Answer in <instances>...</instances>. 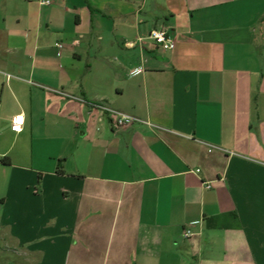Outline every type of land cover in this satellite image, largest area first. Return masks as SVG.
Returning a JSON list of instances; mask_svg holds the SVG:
<instances>
[{
    "label": "crops",
    "instance_id": "1",
    "mask_svg": "<svg viewBox=\"0 0 264 264\" xmlns=\"http://www.w3.org/2000/svg\"><path fill=\"white\" fill-rule=\"evenodd\" d=\"M0 76L26 264H264V0H0Z\"/></svg>",
    "mask_w": 264,
    "mask_h": 264
},
{
    "label": "built area",
    "instance_id": "2",
    "mask_svg": "<svg viewBox=\"0 0 264 264\" xmlns=\"http://www.w3.org/2000/svg\"><path fill=\"white\" fill-rule=\"evenodd\" d=\"M147 38L150 41H152L156 46H158L164 50H172L175 46V42L172 38V35L167 28H163V27L153 28L148 33ZM56 46L58 48L62 47L61 43H57ZM6 77L9 78L10 75H6ZM90 106L93 109H97V110H99L103 113H106V114L110 115L111 117H113L114 123L116 124L117 127L123 126L126 124H130L133 121H140L136 118L125 115V114L109 107L108 105H106L104 103H91ZM22 124H23V116L22 115L14 116L11 120V130L13 132H19L21 130ZM0 160H1V158H0ZM205 187L209 188L210 185L206 183ZM183 235L185 238H189L193 235V232L188 228H184L183 229Z\"/></svg>",
    "mask_w": 264,
    "mask_h": 264
},
{
    "label": "rangeland",
    "instance_id": "3",
    "mask_svg": "<svg viewBox=\"0 0 264 264\" xmlns=\"http://www.w3.org/2000/svg\"><path fill=\"white\" fill-rule=\"evenodd\" d=\"M0 88H1V76H0ZM10 142V141H9ZM19 142H16L14 151L18 149ZM25 255L18 254L13 249V246L8 241L0 239V263L9 261L11 264H26L27 260ZM23 261V262H22Z\"/></svg>",
    "mask_w": 264,
    "mask_h": 264
},
{
    "label": "trees",
    "instance_id": "4",
    "mask_svg": "<svg viewBox=\"0 0 264 264\" xmlns=\"http://www.w3.org/2000/svg\"><path fill=\"white\" fill-rule=\"evenodd\" d=\"M0 162H1V163H3V164H5V161H4L3 159H2V160H0Z\"/></svg>",
    "mask_w": 264,
    "mask_h": 264
}]
</instances>
